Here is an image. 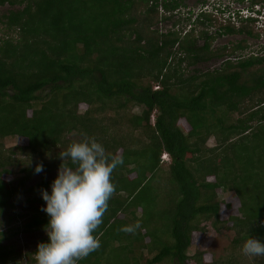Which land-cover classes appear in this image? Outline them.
Masks as SVG:
<instances>
[{"label": "trees", "instance_id": "obj_1", "mask_svg": "<svg viewBox=\"0 0 264 264\" xmlns=\"http://www.w3.org/2000/svg\"><path fill=\"white\" fill-rule=\"evenodd\" d=\"M184 1L0 0V7H18L0 17V218L16 200L45 205L40 193L52 181L19 192L6 177L20 167L26 186L39 175L38 161L76 132L124 161L112 174L116 190L94 233L103 244L78 264H208L204 253L188 252L193 235L206 229L202 221L221 223L220 191L239 198L242 218L232 219L239 236L228 260L217 264H236L238 249L244 258L249 235L264 242V49L201 71L248 43L214 51L207 31L153 29L172 21ZM250 2L255 8L264 0ZM205 19L199 15L194 24ZM240 23L221 34L261 38L255 19ZM213 138L217 145L209 147ZM21 139L28 144L17 157L7 141ZM62 164L75 168L70 160ZM42 165L40 174L55 168ZM163 181L167 187L159 186ZM48 219L36 213L23 228L3 233L0 264H19L16 249L3 241L43 232ZM137 223L135 234L121 230ZM251 260L264 264V257Z\"/></svg>", "mask_w": 264, "mask_h": 264}, {"label": "rangeland", "instance_id": "obj_2", "mask_svg": "<svg viewBox=\"0 0 264 264\" xmlns=\"http://www.w3.org/2000/svg\"><path fill=\"white\" fill-rule=\"evenodd\" d=\"M203 2L211 3V7L212 5L221 6L223 9H227L235 13L244 9L247 11L249 8H251L252 5L250 0H185V7L176 12V14H174L175 18L172 21H169L167 23H159L153 29H157L161 33H167L169 31H181L184 35L194 31L197 36H200L201 32L203 31H207L208 35L210 32V36L214 38V40L212 41L214 51L224 48H228V50L230 51L233 47H236L241 42L247 41V50H239L235 54H226L225 57L216 58L211 62L202 65L201 67H198L201 71L205 73L214 72L216 70L222 69L225 66V62L229 59H231L236 65L238 64L237 59L246 60L254 55H263L262 51L264 49V3H262L261 6L263 7V9H261L263 11V17L260 18L259 22H257V29L262 30L261 38L252 39L239 34L238 36L220 34L221 31H223V29L228 26V24H225L224 22H219V24L214 27L206 24L195 25L194 23L198 19V14L201 13L200 9L202 8L201 6ZM17 8L18 7H10L9 5L1 6L0 17ZM238 20L240 21L239 18ZM237 22L238 21H236V23ZM176 23H178L177 26ZM235 26L239 28L241 26V23L239 22L238 25ZM201 42L203 43V40ZM177 51L178 49L175 50V52ZM231 55H233V57ZM156 90H158V88H156ZM86 108L87 106L83 105L81 107V113H84ZM132 109L134 114H140L142 111V109L139 107H134ZM233 118L234 122L232 121V123H237L238 119L236 118H238V116H234ZM180 125L185 132L189 130V126L185 121H182ZM83 137V135H80L76 132L72 135H69V137L63 142V144L56 148L54 152L46 154L44 160L38 161V164L51 162V165L55 168L50 171V173L48 172L36 175L26 181V186H21L20 179L24 177V174H22L21 168L17 167L12 169L14 171V176H7L6 179L13 181L12 183L14 184L15 188L18 189L19 192L25 191L26 188L29 186H35L38 183H42L44 179H46V181H53L57 177L58 170L61 167L62 163L68 161H63L60 158L59 154L66 151L71 144L83 142L82 140H85L83 139ZM84 138L88 139L87 137ZM27 144V139L7 141L8 147L13 150L14 154L17 157L21 155L19 147L25 146ZM208 145L209 147L216 146V140L214 138L211 139ZM57 161H59L60 163L59 166L57 164ZM27 167L28 166L23 167L22 169H25ZM164 167L166 170H168L169 165L165 164ZM159 186L167 187L166 181H163L162 185L159 184ZM20 196H22V194ZM122 196L126 197V195ZM218 200L222 203L221 223L218 225V227H216L211 221H202L201 227H204L206 229L205 231L197 232L193 235V244L188 252L190 257H194L198 253H204V260L208 264H217L222 261L228 260L232 252L234 241L239 236L237 230L234 229V222L232 221V219L242 218L241 201L239 200V198H237L235 194L220 191ZM11 205L13 206L8 207L6 212L0 218V221H2V229H0L2 230V234L8 233V235H11L12 230L23 228L26 223L31 220L32 215L36 213H42L43 211H41V208L46 206L40 205L39 203H24L17 200L15 202H11ZM47 239L48 237L44 231L36 233H24L18 234L16 236H11L9 239L3 241L2 244L4 246L16 249L19 254L16 258L19 264H36V262H34V253L37 251V246L39 243L44 242ZM147 243H150V239H147ZM101 244H103L102 241L100 243V246ZM144 253H146V257L148 260L153 258V255H148L147 251H144ZM235 255L238 256V262L236 264H252L251 258L247 256H244L243 258V256L240 255L239 249L238 252H235ZM193 261H195V259L191 260L188 264H198L197 261Z\"/></svg>", "mask_w": 264, "mask_h": 264}, {"label": "clouds", "instance_id": "obj_3", "mask_svg": "<svg viewBox=\"0 0 264 264\" xmlns=\"http://www.w3.org/2000/svg\"><path fill=\"white\" fill-rule=\"evenodd\" d=\"M261 9L263 7L255 6L237 13L224 10L228 20L235 17L239 23L247 19L259 22L263 17ZM59 156L63 161L70 160L75 168L62 164L50 191L41 190L40 195L46 205L41 211L49 218L43 229L48 242L38 244L34 253L36 264H78L100 247L94 233L102 224L108 202L116 190L112 174L124 163L122 158L108 155L103 145L94 138L71 144ZM169 159L168 156L166 161ZM34 171L40 174L44 171L43 165L37 164ZM140 227L137 223L123 226L121 230L135 234ZM2 238L0 230V240ZM241 251L247 257H264V242L249 235Z\"/></svg>", "mask_w": 264, "mask_h": 264}, {"label": "flooded vegetation", "instance_id": "obj_4", "mask_svg": "<svg viewBox=\"0 0 264 264\" xmlns=\"http://www.w3.org/2000/svg\"><path fill=\"white\" fill-rule=\"evenodd\" d=\"M258 6H262V5H258ZM201 7H202L200 9L201 13L198 14V17H199V15H205V18H206L205 19V24L206 25L212 26V24L209 21L210 17H212L213 24H215V25H218L219 22H224L225 24H228V25H230V24L231 25H238V22L236 23V21H237L236 19H235V21H234V18H232L231 20L227 19V17H226L227 16V11H225L221 6H213L212 5V7H211V3L203 2ZM223 32L224 31H221V33H223ZM209 35H210V32H209Z\"/></svg>", "mask_w": 264, "mask_h": 264}, {"label": "built area", "instance_id": "obj_5", "mask_svg": "<svg viewBox=\"0 0 264 264\" xmlns=\"http://www.w3.org/2000/svg\"><path fill=\"white\" fill-rule=\"evenodd\" d=\"M234 20H235V17H234ZM164 160H168V156L167 155L164 156Z\"/></svg>", "mask_w": 264, "mask_h": 264}]
</instances>
